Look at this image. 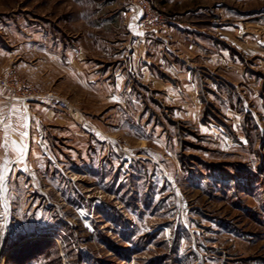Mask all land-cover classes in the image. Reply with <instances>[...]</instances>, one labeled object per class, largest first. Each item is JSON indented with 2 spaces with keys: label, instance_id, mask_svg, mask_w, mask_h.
<instances>
[{
  "label": "rangeland",
  "instance_id": "374dc122",
  "mask_svg": "<svg viewBox=\"0 0 264 264\" xmlns=\"http://www.w3.org/2000/svg\"><path fill=\"white\" fill-rule=\"evenodd\" d=\"M118 1L144 16L142 0H0V81L15 80L17 94L34 90L49 104L64 100L70 111L80 89L42 80L46 72L59 78L56 45L102 34L87 21L112 14ZM151 1L173 24L150 31L141 20L145 34L179 24L194 29L186 35L193 46L196 37L219 41L222 53L215 44L193 49L195 64L217 78L213 90L202 73L197 91L149 86L145 104L129 108L131 126L121 121L109 136L105 122H91L88 157L57 148L54 132L53 157L41 143L46 159L16 160L0 192V264H264V0ZM16 62L31 65L37 80Z\"/></svg>",
  "mask_w": 264,
  "mask_h": 264
},
{
  "label": "crops",
  "instance_id": "0c3cea01",
  "mask_svg": "<svg viewBox=\"0 0 264 264\" xmlns=\"http://www.w3.org/2000/svg\"><path fill=\"white\" fill-rule=\"evenodd\" d=\"M104 6L105 4L101 9H104ZM115 6L116 10L112 14L87 21L93 26H103L102 34L99 33L101 29L91 30L87 31L86 35L81 37L78 35L77 38L68 41L65 39L56 45L58 52L55 56L56 61L52 60V63L59 69L58 80L50 72L43 75L45 86L64 83L75 86L76 90L80 89L79 102L75 103V98L69 102L70 111L55 110L45 99L27 105L12 103L6 98L7 91L0 89V119L4 115L8 116L6 123L0 122V169L3 168L5 160L8 161L10 158L15 161L8 164L11 167L8 166L6 176L14 172L16 160H21L17 152L21 147L24 149L23 160L33 155L46 159L41 150V143L46 146V154L53 157L52 150H56L54 140L57 139L62 140V146L57 145V148L77 150L81 154L85 152L88 157L92 152L91 142L94 138L91 130L94 127L90 125L91 122H105V132L100 130L109 136L112 135V131L117 132L121 121L125 122V126H131L133 121L129 108L133 107L131 104H145L143 98L149 86L159 92L164 90L175 92L181 87L197 91L195 84L199 81L198 74L202 73V76H206L205 81L203 80L206 83L205 88H208L207 91L213 90L210 84L213 85L217 78L205 72L206 66L195 64L193 49L200 46L201 52H205L209 46L215 44L217 52L222 53L218 48L220 47L218 40L204 39L202 43L198 41L200 37H196L198 40L193 46L190 39L186 41V35H191L194 29L184 28L179 24H175L167 32L145 34L139 27L143 16L138 5L118 1ZM221 30L222 28L217 29V32L222 33ZM198 34L204 35L203 32H195V36ZM180 36L182 37L178 38ZM87 40L88 43H85ZM186 42L190 46L185 44ZM177 51H181V54H175ZM232 60L229 65L234 67L233 70L242 76L248 75L241 65L238 66L237 62ZM224 63L225 60L218 61L217 68L222 67ZM15 64L18 70L24 73L25 78L37 80L33 77L31 65L25 62ZM256 89L258 91L259 87ZM59 96L62 99L71 98L68 91L67 94L62 92ZM119 112H122V116L117 117ZM230 112H233L232 108ZM143 114L141 108L136 119L137 124L141 122L142 130L145 123ZM54 132L59 135L56 139ZM107 150L106 148L105 159L107 155L109 156ZM68 156L71 160L70 153ZM81 163L86 166L87 160L82 158Z\"/></svg>",
  "mask_w": 264,
  "mask_h": 264
},
{
  "label": "built area",
  "instance_id": "2783aa9c",
  "mask_svg": "<svg viewBox=\"0 0 264 264\" xmlns=\"http://www.w3.org/2000/svg\"><path fill=\"white\" fill-rule=\"evenodd\" d=\"M141 4L144 6V16L142 19V27L145 30L160 31L168 30L172 23L171 17L165 13L154 1L142 0ZM0 85L9 92V99L14 102H21L22 104H29L31 101H42L46 97H42L39 93L31 90L29 93L17 94L15 80L5 79L0 81ZM50 107L55 110H67L68 106L64 100L54 99L50 103ZM45 148V147H44ZM46 149V148H45Z\"/></svg>",
  "mask_w": 264,
  "mask_h": 264
},
{
  "label": "snow or ice",
  "instance_id": "6c2138e0",
  "mask_svg": "<svg viewBox=\"0 0 264 264\" xmlns=\"http://www.w3.org/2000/svg\"><path fill=\"white\" fill-rule=\"evenodd\" d=\"M137 35H143L142 33H137ZM116 97L114 96L113 97V100H115ZM15 111V110H13ZM8 120V116L7 115H4L2 119H0V122H4L6 123ZM21 135H26V133H21ZM17 152H18V155L20 156L21 158V161H23V157H24V149L23 147L17 149ZM8 164L9 162L7 160H5L3 162V168L0 169V192H6L7 191V188L4 184V181L6 180V173L9 171V167H8ZM27 170V169H25ZM7 207V205L5 204V208Z\"/></svg>",
  "mask_w": 264,
  "mask_h": 264
},
{
  "label": "trees",
  "instance_id": "16d2710c",
  "mask_svg": "<svg viewBox=\"0 0 264 264\" xmlns=\"http://www.w3.org/2000/svg\"><path fill=\"white\" fill-rule=\"evenodd\" d=\"M162 259L155 258L153 261L145 262L144 264H160Z\"/></svg>",
  "mask_w": 264,
  "mask_h": 264
}]
</instances>
